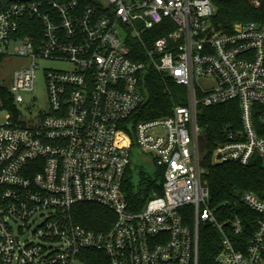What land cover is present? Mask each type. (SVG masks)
I'll use <instances>...</instances> for the list:
<instances>
[{
	"label": "built area",
	"instance_id": "2783aa9c",
	"mask_svg": "<svg viewBox=\"0 0 264 264\" xmlns=\"http://www.w3.org/2000/svg\"><path fill=\"white\" fill-rule=\"evenodd\" d=\"M215 13L211 0L5 4L0 65L29 64L10 88L0 82V264H199L201 225L220 234L214 264H264V200L247 192L235 201L260 215L245 243L243 219L210 205L198 125L199 107L238 103L241 128L226 131L214 162L264 168V22L227 32ZM41 61L72 68L46 71L49 111L34 118L18 107ZM148 69L187 88L188 105L141 119ZM134 148L154 165L143 203L125 191L136 182ZM82 205L105 209L109 227H83Z\"/></svg>",
	"mask_w": 264,
	"mask_h": 264
},
{
	"label": "trees",
	"instance_id": "16d2710c",
	"mask_svg": "<svg viewBox=\"0 0 264 264\" xmlns=\"http://www.w3.org/2000/svg\"><path fill=\"white\" fill-rule=\"evenodd\" d=\"M216 13L213 25L221 30L232 32L235 25L264 22V0H211ZM2 7L0 5V12ZM144 88L148 101L142 108L140 118L150 120L169 116L175 106L188 105V90L175 85L169 78L154 69H148L144 78ZM198 125L205 138V150L202 167L205 169L203 182L210 191V205L217 209L216 215L239 216L245 228L241 235L248 243L256 232L260 215L243 204L236 205L240 195L251 192L264 200V168L260 160L255 159L248 166L234 163L217 164L213 153L224 142L226 131L241 128V109L238 103L213 107H199ZM132 176V174H131ZM133 178V177H131ZM130 179L125 187L129 202L143 203L149 197L153 181L143 176L140 185ZM78 222L85 228L100 231L109 226L104 220L108 212L95 205L79 207ZM185 222L192 223V210H182ZM221 250V237L216 229L201 225L199 240V264H214L216 255Z\"/></svg>",
	"mask_w": 264,
	"mask_h": 264
},
{
	"label": "rangeland",
	"instance_id": "374dc122",
	"mask_svg": "<svg viewBox=\"0 0 264 264\" xmlns=\"http://www.w3.org/2000/svg\"><path fill=\"white\" fill-rule=\"evenodd\" d=\"M29 64V61L15 57L0 65V82L10 88L13 84L14 73L23 69ZM40 70L36 81L35 89L32 93L24 95L25 104L19 106L20 111H25L27 107L32 112V117L36 118L40 114H47L49 111L48 92L45 74L47 70H69L72 68L70 64L41 61L39 63ZM6 113L0 114V124L5 121ZM153 159L151 155H146L138 148H134L131 157V171L132 176L138 184L139 179L142 180L143 176L152 175L154 172Z\"/></svg>",
	"mask_w": 264,
	"mask_h": 264
},
{
	"label": "water",
	"instance_id": "95a60500",
	"mask_svg": "<svg viewBox=\"0 0 264 264\" xmlns=\"http://www.w3.org/2000/svg\"><path fill=\"white\" fill-rule=\"evenodd\" d=\"M16 1H32V0H0V5L2 8H4L6 3L16 2ZM199 146L201 148H205V138L203 136L199 137Z\"/></svg>",
	"mask_w": 264,
	"mask_h": 264
}]
</instances>
